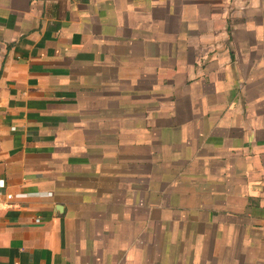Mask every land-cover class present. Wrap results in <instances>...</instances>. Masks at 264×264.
Instances as JSON below:
<instances>
[{"label":"crops","instance_id":"0c3cea01","mask_svg":"<svg viewBox=\"0 0 264 264\" xmlns=\"http://www.w3.org/2000/svg\"><path fill=\"white\" fill-rule=\"evenodd\" d=\"M0 264H264V0H0Z\"/></svg>","mask_w":264,"mask_h":264},{"label":"built area","instance_id":"2783aa9c","mask_svg":"<svg viewBox=\"0 0 264 264\" xmlns=\"http://www.w3.org/2000/svg\"><path fill=\"white\" fill-rule=\"evenodd\" d=\"M28 196L30 195L24 193L9 192L5 180L0 178V204H11V202L14 200L25 199Z\"/></svg>","mask_w":264,"mask_h":264}]
</instances>
